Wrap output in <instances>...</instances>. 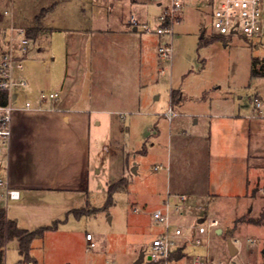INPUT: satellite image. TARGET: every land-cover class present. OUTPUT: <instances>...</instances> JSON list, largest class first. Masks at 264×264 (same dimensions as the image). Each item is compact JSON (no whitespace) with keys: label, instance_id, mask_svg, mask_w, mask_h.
<instances>
[{"label":"rangeland","instance_id":"rangeland-1","mask_svg":"<svg viewBox=\"0 0 264 264\" xmlns=\"http://www.w3.org/2000/svg\"><path fill=\"white\" fill-rule=\"evenodd\" d=\"M219 1L185 0L182 24L173 35H159L164 6L157 0H0V12L13 7L22 20L18 25L31 29L46 9L41 22L47 29L39 36L31 34L25 60L35 94L29 95V86L15 87L13 105L35 101L41 90L58 89L57 107L66 102L91 120L53 125L48 133L39 124L24 136L12 175L27 185L19 187V200L0 201V207L29 231L53 226L34 237L31 258L42 264H134L141 251L150 252L153 238L162 231L150 211L171 191L186 196L182 212L171 215L173 223L189 225L204 219L207 226L218 220L202 235L213 259L264 264L262 177L252 193L263 197L206 193L215 114L253 112L255 97L264 94V77L252 75L253 57L264 58V38L218 34L213 13ZM132 16L140 22L137 30L131 26L118 33L120 41L132 46L131 53L120 50L116 63L104 60L102 68L92 71L90 61L94 57L98 61L93 53L103 39L95 29L110 21L126 29ZM62 19L71 28L53 29ZM145 23L150 32H145ZM163 39L172 42L171 58L159 55ZM142 41L149 51L140 58ZM114 74L119 84L136 82L134 89L119 88L109 79ZM101 82L112 91L100 88ZM170 107L177 111L171 119ZM11 147L0 154L4 164ZM220 147L231 152V144ZM160 165L164 168L157 170ZM0 176L11 178L4 168ZM121 180L125 186L109 201V186ZM87 233L95 246L89 247ZM229 238L239 249L235 256L230 254ZM18 247L17 239L6 244L5 264L25 258ZM195 250L206 252L188 244L179 264H189Z\"/></svg>","mask_w":264,"mask_h":264},{"label":"built area","instance_id":"built-area-1","mask_svg":"<svg viewBox=\"0 0 264 264\" xmlns=\"http://www.w3.org/2000/svg\"><path fill=\"white\" fill-rule=\"evenodd\" d=\"M157 1L164 7L156 32L159 35H173L176 27L183 22L185 0ZM3 15H11V12L5 10ZM213 17L214 28L218 34L241 35L248 39L264 38V0H220L214 10ZM131 24L138 26L140 22L133 16ZM144 30L145 32L151 31L147 23L144 24ZM31 41L28 27L18 24H11L3 32L0 40V92H6L8 98L6 103H0V154L6 152L11 145L16 111L55 110L56 104L60 101L59 90H41L37 96V103L32 99H27L22 106L13 105L12 89L15 87L26 88L30 84L31 74L25 66V60L30 52ZM158 52L163 58H171L172 42L163 39L158 47ZM253 103L257 115L264 118V96L257 95ZM174 115L176 112L170 107L169 118L171 119ZM3 165V159L0 157V167ZM155 168L158 170L164 168V165ZM0 188L3 189L0 192V201L9 204L10 201L21 198L20 190L13 187L9 179L2 176H0ZM185 201V194L168 192L162 205L151 211L152 217L162 224L163 228L153 238L151 250L148 254L145 253L141 264H179L184 254V248L188 244L206 249V252H195L190 255L189 264H225L211 257L209 241H204L202 238V235L207 234L210 228L218 225L217 219L210 221L207 226L203 224L204 221L189 225L171 221L173 212H182ZM185 229L188 230L187 233ZM86 239L89 241V247L95 246L91 233L86 234ZM16 264L41 263L35 259L24 258Z\"/></svg>","mask_w":264,"mask_h":264},{"label":"crops","instance_id":"crops-1","mask_svg":"<svg viewBox=\"0 0 264 264\" xmlns=\"http://www.w3.org/2000/svg\"><path fill=\"white\" fill-rule=\"evenodd\" d=\"M4 1L13 3V0ZM3 12H0V38L2 37L3 32L8 29L11 24H20L22 22L20 17L15 13L13 7L10 11L11 15L4 16ZM64 20L67 21V19L60 20L53 26V29H55L56 31H65L70 29L71 26L65 24L67 22H65ZM120 25L116 26V23L114 21H110L103 24V28L95 29L99 34H101L103 39L99 41V45L97 46L98 50L94 51L93 53V55H98V61L95 62V57L90 61L92 71H94L96 67L98 68V66L99 68H102L104 60L116 63V60L121 55V53L119 54L120 50H126L127 53L128 51H130L131 53L132 50L130 48H132V46L126 44L125 41H120V38H118V33H125L127 31V28H130L131 26H133V30L136 31L138 26L132 25L131 19L125 22L126 29L120 28ZM37 26L40 27L36 32L37 36H39L38 34H40V32L42 33L43 31H45V29H47L41 21L40 23H38L37 21L35 22L34 27ZM28 30L31 36V28L28 27ZM138 48L140 58L146 57L148 55L147 53L149 51V47L148 45H144L143 41L140 43V46ZM110 78L115 83H117L115 81V74L112 77L109 76V79ZM102 80L103 78L101 79V81ZM119 82L120 84L117 83L119 88L125 86V89L126 87H130V90H133L136 85V82L128 83L127 80L123 83H121V81ZM99 86L106 91H112L104 82L99 83ZM35 90L36 89H34L33 84L30 83L28 88L29 95H31L32 93L35 94ZM260 95L264 96V94ZM34 102L37 103V99ZM57 105L58 103L56 104L55 110H18L14 114L13 139L11 142L12 147L7 156V164H4L3 162L4 165L0 167V169L4 168L7 170L8 174H11V178L9 181L13 187L18 188L19 190V187L26 186L27 184L24 183V181H22L21 179L15 177L14 174L12 175V169H14L15 163L17 161V156H19V152H21V150L23 149V139L27 133L33 131L34 127H37L39 124L42 126L43 130L48 133L51 126L60 123L74 125V123L88 124L91 122L90 115L80 113V111H78L77 109L67 106L66 102H62L61 108L57 107ZM173 111L177 114V111H175L174 109ZM245 111L246 110H240L239 114L228 116L215 114V119L212 121L213 135L211 138L214 152L212 148V153L208 158L207 163L209 181L208 187L206 188V193L209 196L243 197L251 195L263 197L259 193L256 195L253 194L252 191L253 186L257 181H259V177H262L261 180H264V118L258 116L256 111ZM94 121L96 123L101 122L98 118L94 119ZM82 141H84L85 145H87L86 138ZM226 143H228L229 145L231 144V152H227V150L225 152H222V148L220 146H225ZM215 145H217V147H215ZM168 168L169 167H167V169ZM225 177H228L227 181L225 180ZM176 193L177 192H174L173 194ZM6 214L8 218H11L8 215L7 211ZM230 231L232 230L228 229L229 234ZM195 252H201V250H195ZM35 260L41 263L38 259L35 258Z\"/></svg>","mask_w":264,"mask_h":264},{"label":"trees","instance_id":"trees-1","mask_svg":"<svg viewBox=\"0 0 264 264\" xmlns=\"http://www.w3.org/2000/svg\"><path fill=\"white\" fill-rule=\"evenodd\" d=\"M45 10L46 9H43L41 13L36 16V21L38 23H40L41 17L44 15ZM39 28L40 27L37 26L31 29V33L33 36H36L35 34ZM252 75L264 77V58L253 57ZM176 99L177 92L173 90L172 102H174ZM7 100V93L0 92V103H6ZM122 180L124 182V179ZM122 180L119 182L111 183V185L109 186V201L111 200L114 191H116L118 188H122L123 186H125V183H123ZM250 221L257 223L262 222L260 219H250ZM49 228H53V226L40 227L39 229L34 231H29L27 229L21 228L18 225L17 220L13 218H8L5 208L0 207V264H4L6 244L12 239L18 240L19 252L25 256V259H33L30 256V249L34 237Z\"/></svg>","mask_w":264,"mask_h":264},{"label":"water","instance_id":"water-1","mask_svg":"<svg viewBox=\"0 0 264 264\" xmlns=\"http://www.w3.org/2000/svg\"><path fill=\"white\" fill-rule=\"evenodd\" d=\"M134 29H136V28H134ZM133 171H136V167L133 168ZM199 221L202 222V221H204V219H200ZM217 232L221 233L222 229H218ZM228 244H229L230 254L232 256H235L238 253V247L236 246L235 242L231 238H229ZM148 257L150 258V256H148ZM144 258H145V251H141L138 258L134 262V264H141L143 262Z\"/></svg>","mask_w":264,"mask_h":264}]
</instances>
